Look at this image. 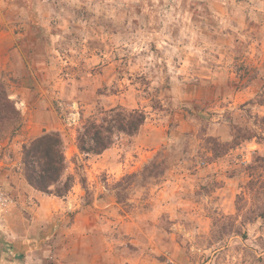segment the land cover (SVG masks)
Returning a JSON list of instances; mask_svg holds the SVG:
<instances>
[{"label": "rangeland", "instance_id": "obj_1", "mask_svg": "<svg viewBox=\"0 0 264 264\" xmlns=\"http://www.w3.org/2000/svg\"><path fill=\"white\" fill-rule=\"evenodd\" d=\"M5 31L0 84L23 122L0 135V232L40 242L37 264L106 247L143 264H264V140L220 147L235 127L264 138V0H0ZM116 107L147 114L139 133L80 156L81 119ZM46 133L62 136L76 180L63 198L38 194L61 201L34 226L22 148ZM157 157L159 179L116 189Z\"/></svg>", "mask_w": 264, "mask_h": 264}, {"label": "trees", "instance_id": "obj_2", "mask_svg": "<svg viewBox=\"0 0 264 264\" xmlns=\"http://www.w3.org/2000/svg\"><path fill=\"white\" fill-rule=\"evenodd\" d=\"M263 103V102H259ZM147 114L142 110H127L123 107L109 110L99 109L98 113L90 118H82L81 126L77 130L76 145L79 155L88 158L99 156L112 148L117 138L135 137L145 124ZM23 118L16 109L14 101L5 88L0 84V135L8 127L18 131L22 126ZM234 141L232 145L220 147L239 146L242 142L253 140L258 137L256 132L249 129L234 128ZM219 145V144H218ZM215 157L216 150H213ZM79 156L75 158L77 160ZM264 162L262 156H258L254 165ZM254 168V166H251ZM68 161L65 154V142L59 133H46L33 141L25 144L22 148L21 172L27 184L38 192L55 195L63 198L69 194L76 180L75 175H68ZM168 169L166 160L155 158L140 174H131L123 178L116 186L121 192L127 191L133 182H143L159 179ZM82 183H85L82 182ZM255 184V181H253ZM117 200L123 202L120 192ZM239 198V202H240Z\"/></svg>", "mask_w": 264, "mask_h": 264}, {"label": "crops", "instance_id": "obj_3", "mask_svg": "<svg viewBox=\"0 0 264 264\" xmlns=\"http://www.w3.org/2000/svg\"><path fill=\"white\" fill-rule=\"evenodd\" d=\"M14 47V39L11 33L8 31H5V33H0V71H5L9 65V52ZM28 139V143L33 141L34 139L38 138L39 136H25ZM26 143V144H28ZM24 177V176H23ZM25 179V178H24ZM26 186L31 192L32 196L34 198H29L31 201L32 207L30 210H32L31 216H27V221L30 223L33 222L34 226L38 225L39 223L47 222L50 220V214L44 213L45 207L48 203H52L60 206L61 200L56 199L55 197L53 200L51 198H45L43 196H38V194H43L41 192L36 191L31 186H29L26 182ZM58 201V202H57ZM16 207L18 205V201H16ZM42 212V213H40ZM80 216V214H79ZM13 215L10 216L9 219L12 220ZM1 229V228H0ZM11 232L6 235V232H0V264H37L33 261V257L29 255L31 251H35L40 246L39 244H32L28 243L23 240H18L17 237H22V234L19 233L18 228L11 226L10 227ZM51 229H48L47 231L43 232V236H48L49 231ZM6 235V236H5ZM6 238H5V237ZM7 237H10V239L6 240ZM114 249L105 248V252L103 255L100 256H94L90 259H87L86 261H83L81 264H143L141 261H131L129 259H125L123 257H116L113 255ZM24 255L23 261L19 260ZM73 257H75L73 255ZM88 258V257H87ZM59 259V258H58ZM55 264H75L73 262H65L63 263V260L59 259L56 260Z\"/></svg>", "mask_w": 264, "mask_h": 264}, {"label": "built area", "instance_id": "obj_4", "mask_svg": "<svg viewBox=\"0 0 264 264\" xmlns=\"http://www.w3.org/2000/svg\"><path fill=\"white\" fill-rule=\"evenodd\" d=\"M0 204H1V206H4L5 205V203L4 202H2V200L0 199Z\"/></svg>", "mask_w": 264, "mask_h": 264}]
</instances>
